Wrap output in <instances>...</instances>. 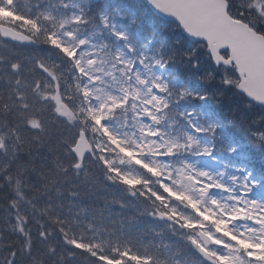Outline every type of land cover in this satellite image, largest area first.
<instances>
[{
    "label": "snow or ice",
    "instance_id": "obj_1",
    "mask_svg": "<svg viewBox=\"0 0 264 264\" xmlns=\"http://www.w3.org/2000/svg\"><path fill=\"white\" fill-rule=\"evenodd\" d=\"M147 3L161 14L171 15L185 33L202 40L213 65V70L208 72L207 83H214L219 75L222 85L236 90L244 98L247 109H264V0H221L214 5L220 9L214 20L187 17L177 11L190 7L182 0H147ZM0 6H3L2 2ZM58 7L67 10L70 15L60 20L56 30L46 31L39 23L41 17L44 20L54 19L51 12H41L30 18V22L37 40L62 54L71 69L70 76L49 71L45 63L22 71L19 62H12L7 82L14 87H10L7 101L0 94V108L5 113L10 109L18 110V114L24 117L23 127L32 131L34 139H39L40 133L46 132L43 112L49 111L56 122L73 133L70 141L64 139L71 159L68 163L59 161L56 171L50 176L39 173L46 180L43 193L28 183V177L37 172L32 164H20L15 173L6 171L0 174V191L8 189L5 203L0 204V264H46L48 256L57 255L56 245H60V264L74 261L78 256L90 260L91 264H108V261L134 264L137 260L140 264H264V200L255 197V193L264 187V172L254 174L238 169L246 171V174L234 177L231 187H224L212 174L198 169L195 162L178 169L164 162L184 153L186 148L190 157H213L216 136L229 129L222 122L209 123L205 127L199 123L194 111L179 110L189 102V97L192 101L204 103L208 96L169 86L163 72L170 63L175 62L174 58H167L165 62L163 57L129 58L124 52L101 55L107 46L91 45L87 37L81 38V34L91 26L97 29L94 35H99L96 20L102 21L107 28L109 19L106 15L101 12L98 17L90 18L88 12L74 0H58ZM194 26L206 28L208 38L205 39L201 32H194ZM112 27L118 40H128L126 34H120L115 31L114 25ZM218 38L219 42L216 43ZM97 47L99 51L95 53L90 50ZM195 55L196 52L188 53L186 58L192 60ZM106 57L112 60L111 68ZM138 65H143L144 71H139ZM199 66L198 62L193 64V67ZM25 71H38L45 80L35 78L29 83L24 78ZM25 89H29L34 98L31 103L29 92ZM34 104L40 107L33 113L31 109ZM173 109L184 120L185 128L193 133L185 136L186 143L171 136L165 139L167 133L156 132L142 123L143 119L150 117L155 125H161L173 113ZM129 116L132 127H139L142 133L145 128L148 131L141 135L139 143L125 140L122 147L141 153L143 165L137 164V167L143 166L152 181L158 182L154 190L146 177H133L114 170L108 156L96 153V144L88 136L89 132L107 136V146L111 151V143L119 139L111 122L115 120L120 123L121 117ZM239 123L264 147V127H249L243 113ZM19 127L9 129L14 139L12 147L18 150L25 144L30 146V142L23 140L19 134ZM200 135L211 137L212 146L201 147L198 140ZM153 137L161 142L157 143ZM4 148L0 138V150ZM229 151L235 152V148ZM3 154L8 155L7 151H3ZM93 160L105 170L106 179L119 182L131 194H139L152 201L155 205L154 215L159 219L179 223L185 233V246L173 248L171 244H163L164 252L160 255V246L142 244L144 252L141 253L134 251L127 241L121 243L117 239L109 243L108 239L99 235L100 230L89 238L87 232L93 228L90 223L84 222L81 226V221L75 217L69 219L57 212L52 193L57 197L63 194L58 177H67L69 172L75 176L87 175ZM163 186L174 193H181L184 199L180 202L190 208L193 215H177L175 208L169 205L171 199L178 197L170 199ZM216 189L228 193L225 202L212 197L211 193ZM165 208L171 214H166ZM34 225L38 226L35 231ZM150 247H156L157 252H150Z\"/></svg>",
    "mask_w": 264,
    "mask_h": 264
},
{
    "label": "trees",
    "instance_id": "obj_2",
    "mask_svg": "<svg viewBox=\"0 0 264 264\" xmlns=\"http://www.w3.org/2000/svg\"><path fill=\"white\" fill-rule=\"evenodd\" d=\"M102 6L103 3L94 5L95 8H100ZM18 61L23 65H26L28 62L25 56H20ZM8 75L9 74L0 71V77L7 78ZM0 94H2L7 101L9 92L7 90H1ZM227 102V100H223L222 104H226ZM8 103L9 105L11 104L10 101H8ZM39 107L40 106H34V110L37 111ZM13 113L18 114V111L16 109H10L7 112V122H9V124H7L4 117L0 114V123L8 125L6 134L10 140L8 144H6V149L7 152L12 153L9 160L0 157V174H4L6 171L15 173L20 164H32L38 169L36 173L28 177V183L35 189H38L39 193H43L45 191L43 185L46 183V180L44 177H41L39 173L43 172L45 176H50L56 171L59 161H63L64 163L70 161L71 157L67 152L64 139L66 138L70 141L73 133L68 132L54 121L49 111H45L43 112V120L46 132L40 133L39 139H34L32 134H29L23 129L24 117H19L16 120V116H14ZM239 121L240 117L234 119L233 122L235 123L232 124L233 128L238 127L240 124ZM17 125H20L17 130L23 140L30 142V146L25 144V146L19 150L12 147L14 139L12 137L13 134L9 131V129L15 128ZM230 127L227 128L230 129ZM2 135L3 133L0 132V136ZM90 135L99 148V154H103V150H106L114 156V149L111 147V151H109V147L107 146L108 141L105 136H102L99 132H90ZM16 157L19 158L17 159ZM111 164L114 170L130 174L123 170H118L114 162ZM106 175L101 165L92 161L91 166L88 168L87 175L81 174L75 176L69 172L67 177H58L63 194L57 197L54 192L52 193L53 203L57 206L56 211L63 217L69 219L75 217V219L81 221V226H83L84 222L90 223L93 228L87 232L89 238L93 236L96 230H100L99 235L108 239L109 243L117 239L121 243L127 241L130 246L133 247L134 251H137L141 245L146 242L149 237L148 233L144 231V228L140 224L139 215L135 213L136 207L132 205L131 200H129L124 193L118 191V189L124 190L126 187L115 181L114 185L109 187L110 185L107 182L108 179H106ZM102 180L106 185L101 183ZM147 180L150 181L149 178H147ZM92 191L95 193V198H91ZM7 192V188L0 191V204L5 203L4 197ZM73 193H77L78 195H73ZM111 201H113L114 207L109 211ZM40 203L42 204V201ZM60 205H62V207ZM118 206L119 209L115 215L121 217L113 219L112 213H114V209ZM101 210L103 214H101ZM33 230L35 231L36 228L34 227ZM113 233L114 235H112ZM46 264H60V261L57 256H48L46 258ZM66 264H91V262L82 256H78L73 262L67 261Z\"/></svg>",
    "mask_w": 264,
    "mask_h": 264
},
{
    "label": "rangeland",
    "instance_id": "obj_3",
    "mask_svg": "<svg viewBox=\"0 0 264 264\" xmlns=\"http://www.w3.org/2000/svg\"><path fill=\"white\" fill-rule=\"evenodd\" d=\"M104 6V5H103ZM110 22V21H109ZM113 25H114V23H113ZM111 30L113 31V27H111ZM116 31V30H115ZM116 32H118V33H120V34H122V32H120V31H116ZM114 35V34H113ZM114 37L117 39V37H116V35H114ZM65 39H68L67 37H65ZM118 40V39H117ZM89 42H90V44L91 45H93L92 44V42L90 41V40H88ZM119 41H121V40H119ZM92 52L94 51V48H91L90 49ZM119 52H124L127 56H128V54H127V52L125 51V49L123 48V47H119L118 48V50H117V54L119 53ZM129 57V56H128ZM130 58V57H129ZM121 67H123V64H121L120 65ZM139 71H144V67H143V69L141 70V69H138ZM216 94H217V92H216ZM263 114H264V112H262ZM6 115V114H5ZM142 123L143 124H145V125H147V126H151V128L153 129V130H155V128L153 127V123H152V119L150 118V117H148V118H145V119H143L142 120ZM147 131H148V129L147 128H145V130H144V132L142 133L143 135H145L146 133H147ZM156 132H158L157 130H155ZM193 133L192 132H190L188 135H192ZM152 139H156L157 140V143H159V142H161L160 140H158L157 138H155V137H153ZM165 139H167V138H165ZM181 143H186V140L184 141V142H182V141H180ZM153 147H155V145H153ZM185 150H187V148L185 149ZM145 151L147 152L148 151V149H146L145 148ZM136 154L139 156V155H141V153L139 152V151H136ZM196 158H199V160H195V159H188V160H186L184 163H183V165L184 164H187V163H193V162H195V163H197V167H198V169H201V170H204V171H207V172H209L210 174H212L215 178H216V180L217 181H219L223 186H224V183L222 182V180H221V170H215L214 168H212V167H210L208 164H207V160H206V158H205V156H202V157H196ZM203 159V160H202ZM31 161V160H30ZM183 165H182V167H183ZM166 187V189H168L169 191H171V189H169L167 186H165ZM228 193H226L225 191H222L221 189H220V193H218V194H215V195H213L212 197L214 198V199H216V200H219V201H221V202H225V198H226V195H227ZM73 200V199H72ZM76 200V199H75ZM42 203H43V201H42ZM114 207V204H113V201H111V203H110V206H109V211L112 209ZM240 230L241 231H243L244 229H243V227H241L240 228Z\"/></svg>",
    "mask_w": 264,
    "mask_h": 264
},
{
    "label": "bare ground",
    "instance_id": "obj_4",
    "mask_svg": "<svg viewBox=\"0 0 264 264\" xmlns=\"http://www.w3.org/2000/svg\"><path fill=\"white\" fill-rule=\"evenodd\" d=\"M18 111V110H17ZM14 112V111H13ZM17 113V112H16ZM11 120V119H10ZM13 137V136H12ZM42 140V139H41ZM43 150V149H42ZM30 156V155H29ZM29 158V157H28ZM203 160V159H202ZM7 162V161H6ZM40 164V163H39ZM14 165V164H13ZM4 167V166H3ZM2 167V168H3ZM41 167H42V165H41ZM7 168V167H6ZM38 169V168H37ZM41 169V168H40ZM40 172V171H39ZM45 172V171H44ZM91 173V172H90ZM50 175V174H49ZM89 180V179H88ZM88 184V183H87ZM95 184V183H94ZM110 200V199H109ZM54 259V258H53Z\"/></svg>",
    "mask_w": 264,
    "mask_h": 264
}]
</instances>
